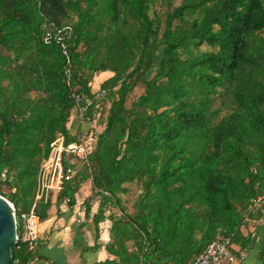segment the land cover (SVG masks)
<instances>
[{
    "label": "trees",
    "instance_id": "1",
    "mask_svg": "<svg viewBox=\"0 0 264 264\" xmlns=\"http://www.w3.org/2000/svg\"><path fill=\"white\" fill-rule=\"evenodd\" d=\"M177 1L0 0V194L6 170L15 191L2 195L18 211L58 133L75 139L73 94L91 96L95 76L112 73L88 110L102 127L94 149L58 192L74 205L91 181L95 222L110 208L113 258L100 264H192L218 235L245 247L244 212L264 191V0ZM67 25L70 66L44 41ZM133 183L130 213L120 195ZM50 207L37 203L40 220ZM12 255L33 264L39 253L17 242Z\"/></svg>",
    "mask_w": 264,
    "mask_h": 264
},
{
    "label": "crops",
    "instance_id": "2",
    "mask_svg": "<svg viewBox=\"0 0 264 264\" xmlns=\"http://www.w3.org/2000/svg\"><path fill=\"white\" fill-rule=\"evenodd\" d=\"M111 75V72L97 74L92 82V93ZM68 127L73 135L87 128L79 123L76 108L73 109ZM58 192H49L51 207L48 218L39 221L41 236L36 260H44L46 264H100L105 259L113 258L106 250V245L113 238L112 222L107 217L110 208L107 205L103 211L105 217L95 222L94 214L99 201L97 197H93L92 182L82 184L74 205L65 199L59 202ZM90 206L91 210L87 211ZM262 211L264 209L257 211L258 215L244 212L245 219L240 230L243 238L248 241L245 247L232 241L231 250L236 254V258L229 264H264V213L260 214Z\"/></svg>",
    "mask_w": 264,
    "mask_h": 264
},
{
    "label": "built area",
    "instance_id": "3",
    "mask_svg": "<svg viewBox=\"0 0 264 264\" xmlns=\"http://www.w3.org/2000/svg\"><path fill=\"white\" fill-rule=\"evenodd\" d=\"M73 36V28L70 25L54 28L44 35L46 43L55 42L62 55L65 57L67 65L70 66V40ZM70 69H66L69 84ZM107 91L99 89L92 93L91 96L73 94L76 99V109L78 120L81 125H86L85 130L79 131L73 135L75 139L67 142L66 136L63 133H58L57 138L51 143V151L49 156L42 162L37 173V186L34 194V201L29 212H19L15 205L14 216L17 228V242L27 243L31 250H37L39 247L40 217L36 213V205L40 201L48 199L49 192L56 190L62 191L65 184L69 182L80 170L81 166L88 162L90 153L94 149L95 134L98 132L97 122L90 120L88 110L95 105L96 108H101L102 101L106 98ZM106 113L111 105L106 104ZM254 172L256 170L254 169ZM6 170L1 174V187L6 185ZM10 189V187H9ZM15 191V188L10 189ZM107 195L108 191H104ZM2 195V194H0ZM3 196V195H2ZM6 198V197H5ZM66 202L70 199L66 198ZM264 209V191L257 194L250 200L249 212L255 213ZM257 222V221H256ZM232 240L230 236L220 235L211 241L195 258L192 264H229L236 258L231 250ZM244 256V255H243ZM18 259L12 257L10 264H18Z\"/></svg>",
    "mask_w": 264,
    "mask_h": 264
},
{
    "label": "water",
    "instance_id": "4",
    "mask_svg": "<svg viewBox=\"0 0 264 264\" xmlns=\"http://www.w3.org/2000/svg\"><path fill=\"white\" fill-rule=\"evenodd\" d=\"M17 228L14 206L11 201L0 195V264H10L12 247L17 243Z\"/></svg>",
    "mask_w": 264,
    "mask_h": 264
},
{
    "label": "rangeland",
    "instance_id": "5",
    "mask_svg": "<svg viewBox=\"0 0 264 264\" xmlns=\"http://www.w3.org/2000/svg\"><path fill=\"white\" fill-rule=\"evenodd\" d=\"M177 3H179V0L177 1ZM202 50H206L209 49V47L207 45H202L201 46ZM143 88L137 87L134 92L131 94L129 101L133 100L135 97H137L141 92H142ZM98 130H102V127L98 125ZM129 186V191L127 193H123L121 194V199H122V204L123 206H125L127 208V211L130 213H134V203L136 202L139 194H140V190H139V186L136 183L133 184H129L127 185ZM36 190V188H35ZM34 190V192H35ZM11 192H14L12 190L9 189V187L7 185H4L1 187V193L4 195H9ZM35 194V193H34ZM5 197V196H4ZM95 197V196H93ZM7 198V197H6ZM8 199V198H7ZM9 200V199H8ZM32 205V201L31 198L24 196L23 194L18 196V203H17V208L19 209V212H29L30 208ZM114 211L117 214H121V209L119 207H116L114 209ZM258 215L257 212L253 213ZM35 264H46L44 260H36Z\"/></svg>",
    "mask_w": 264,
    "mask_h": 264
}]
</instances>
